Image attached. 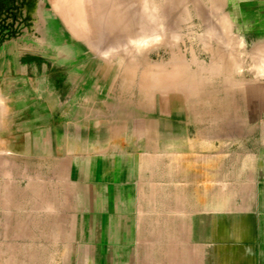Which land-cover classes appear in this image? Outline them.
<instances>
[{
	"label": "rangeland",
	"instance_id": "374dc122",
	"mask_svg": "<svg viewBox=\"0 0 264 264\" xmlns=\"http://www.w3.org/2000/svg\"><path fill=\"white\" fill-rule=\"evenodd\" d=\"M245 7L237 0H0V66L45 61L37 73L67 83L63 99L74 111L77 122L69 129L76 138L136 152L139 235L147 242L155 236L162 158L169 167L186 164L182 157L202 149L188 147L194 139L228 143L222 150L229 154L250 150L235 145L255 141L252 131H219L224 125L217 122L204 132L198 124L210 108L216 118L219 110L229 112V129L246 127L241 97L255 92L264 59L255 69V33L252 21L243 20L252 5ZM12 118L6 126L0 117V264H28L27 238L44 219L38 208L49 204L50 187L44 191L43 180L33 179L38 164L28 163L27 148L5 145H11ZM144 246L140 264H154V243Z\"/></svg>",
	"mask_w": 264,
	"mask_h": 264
},
{
	"label": "crops",
	"instance_id": "0c3cea01",
	"mask_svg": "<svg viewBox=\"0 0 264 264\" xmlns=\"http://www.w3.org/2000/svg\"><path fill=\"white\" fill-rule=\"evenodd\" d=\"M237 1L246 9L252 5L243 20L252 21L259 69L264 56V0ZM46 65L10 61L8 67L0 66L1 122L7 126L13 117L6 129L11 145H5L27 148L28 163L38 164L33 179L43 180L44 191L50 187L49 204L38 208L44 219L34 222L35 234L27 238L28 264H140L141 255L148 253L147 243H154V264H264V75L255 74V92L241 97L247 107L242 124L246 127L229 129V112L219 110L216 118L210 108L203 110L198 122L204 132L217 122L224 125L219 131L255 132V141L235 145L250 150L230 155L222 150L228 143L204 138L190 141L188 147L202 149L182 157L187 162L178 168L174 161L167 166L162 158L161 171L157 169L155 236L147 242L150 237L139 235L136 152L129 146L77 139V131L69 129L77 122L74 111L69 114L63 99L67 83L45 71L38 74L37 68ZM12 156L20 152L12 150ZM41 227L45 230L38 234L36 228Z\"/></svg>",
	"mask_w": 264,
	"mask_h": 264
},
{
	"label": "bare ground",
	"instance_id": "6f19581e",
	"mask_svg": "<svg viewBox=\"0 0 264 264\" xmlns=\"http://www.w3.org/2000/svg\"><path fill=\"white\" fill-rule=\"evenodd\" d=\"M118 1V0H117ZM102 2V1H101ZM106 2H107V0H106ZM134 7H136L135 5H134ZM135 10V9H134ZM133 10V11H134ZM139 10V9H138ZM141 10V9H140ZM217 10V9H216ZM120 11V10H119ZM147 11V10H146ZM217 12V11H216ZM118 13V12H117ZM218 13V12H217ZM225 20V19H224ZM139 21V20H138ZM227 22V21H226ZM141 31V30H140ZM137 32V31H136ZM147 32V31H146ZM140 34V33H139ZM143 34V33H142ZM141 34V35H142ZM146 34V33H145ZM119 35V34H118ZM144 35V34H143ZM143 38V37H142ZM226 38V37H225ZM216 39V38H215ZM143 40V39H142ZM233 41V40H232ZM127 43V42H126ZM116 45V44H115ZM130 45V44H129ZM217 46H219V45H217ZM222 46V45H221ZM112 48V47H111ZM235 48V47H234ZM255 48V47H254ZM116 49V48H115ZM259 52V51H258ZM250 55H251V53H250ZM254 55V54H253ZM239 56V55H238ZM258 57V56H257ZM264 56H262V58H263ZM255 58V57H254ZM252 59H253V57H252ZM257 59V58H256ZM258 60V59H257ZM262 60V59H261ZM252 62H254V61H252ZM134 148V147H133Z\"/></svg>",
	"mask_w": 264,
	"mask_h": 264
}]
</instances>
